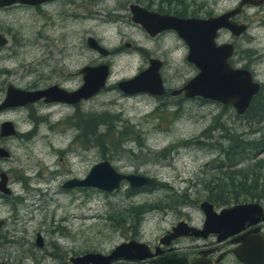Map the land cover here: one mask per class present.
<instances>
[{"label":"rangeland","instance_id":"1","mask_svg":"<svg viewBox=\"0 0 264 264\" xmlns=\"http://www.w3.org/2000/svg\"><path fill=\"white\" fill-rule=\"evenodd\" d=\"M66 1L45 3L47 17L33 16L28 7L0 9V31L8 36L0 47V98L8 82L29 89L54 83L74 89L82 83L81 66L99 62L110 66L105 86L76 104L38 99L0 113V121L9 118L22 131L6 135L9 154L0 160L12 190L6 197L0 193V264H62L72 254L107 253L133 233L139 240L154 242L172 222L188 214L199 221L204 181L221 174L214 165L220 149L228 144L225 131L215 126L224 122L236 137L259 135L250 132L252 126L229 104L182 93L127 94L118 88L120 79L135 75L152 56L164 61L161 73L172 88L197 72L186 59L187 45L174 30L151 36L131 19L130 2L159 11L160 0ZM184 1L187 12L201 16L237 2ZM64 6L81 17L57 16ZM88 35L110 52L103 55L89 47ZM235 43L238 63L256 51L252 66L256 78L264 80V17L252 22ZM103 111L110 113L112 127L107 129L108 124L98 120L94 133L89 129L77 135L79 126L91 125L92 114ZM235 155L241 159L234 157L238 163L231 170L251 166L264 157V151L252 158L249 149ZM104 158L120 171L155 177L159 184L134 191L127 181L110 191L63 187L65 180L85 176L94 162ZM256 165L262 181L264 170ZM241 174L250 175L246 170ZM259 183L253 190L257 193L264 191ZM36 233L41 234L43 246L34 244ZM3 239L10 241L4 244ZM22 253L26 256L20 259Z\"/></svg>","mask_w":264,"mask_h":264},{"label":"water","instance_id":"2","mask_svg":"<svg viewBox=\"0 0 264 264\" xmlns=\"http://www.w3.org/2000/svg\"><path fill=\"white\" fill-rule=\"evenodd\" d=\"M45 0H0V6L11 3H39ZM247 0H241L240 6ZM240 6L234 7L217 15L179 16L171 13H160L150 10L137 3H129L131 19L139 23L149 35L154 36L167 29L174 30L187 45L186 59L194 64L197 72L191 76L181 87L171 90V94L182 93L183 96H200L232 105L237 112H242L250 103L252 97L259 91L261 82L254 79L251 71L244 66L232 65L228 57L233 53L232 42L217 43L216 36L219 29L226 28L235 35L245 31L247 25L230 18L236 14ZM87 44L103 55L110 50L88 35ZM7 43V37L0 32V45ZM162 59L152 56L148 65L129 78L120 79L117 86L124 93L147 92L153 95H163L166 91L160 73ZM82 74V83L74 88L67 89L57 83L44 88H22L10 83L6 87L5 97L0 108L11 105H24L43 99L45 102L62 101L76 103L81 99L91 97L105 86L110 66L107 62L85 64L78 70ZM13 123L4 120L1 124V134H14ZM8 151L0 147V155H7ZM125 180L132 187L151 184L153 177L138 173H123L118 171L107 159L94 162L83 177H71L63 182V186H91L105 191L118 188ZM7 174L0 173V190L9 192L6 186ZM199 207L205 214L201 228L187 224L180 220L173 225L172 236L187 233L189 230L196 235H205L208 232L219 231L220 236L239 231L244 221L255 222L261 213V205L257 201L234 203L223 207L219 213L214 211L213 203L207 199L199 202ZM256 235H249L254 239ZM167 235L163 234L159 242L166 243ZM42 236L37 234L39 245ZM254 244L251 243V246ZM151 254L149 245L136 238H130L117 243L109 252L86 251L69 256L73 264H108L112 259L124 256L125 258H143ZM253 262V261H252ZM255 263V262H253ZM152 264H188L186 256L171 253L153 261Z\"/></svg>","mask_w":264,"mask_h":264},{"label":"flooded vegetation","instance_id":"3","mask_svg":"<svg viewBox=\"0 0 264 264\" xmlns=\"http://www.w3.org/2000/svg\"><path fill=\"white\" fill-rule=\"evenodd\" d=\"M51 1H53V0H45V1H42L39 3H34V4L16 2V3H11L8 5L0 6V9L10 10L11 8H15V7H26V8L28 7V8L33 9L32 10V13H34L33 16L43 15L44 17H47V16H49L47 14L48 9L45 10L46 8H44L43 5L45 3L51 2ZM64 1H66V0H64ZM160 2H161V0H160ZM240 2H241V0H237V2L234 5L225 7L222 10L221 9L216 10L215 14L213 13V14H208V15H217V14L223 13L227 10L234 8V7L240 6ZM134 3H137V2H134ZM140 5L144 6L143 4H140ZM263 6H264V0H247V1H245L240 6L239 11L236 14L230 16L231 19L236 20L237 22H244L247 25L245 31H243L239 35H235V34L231 33V31L229 29L221 28V29H219L218 34L216 36L217 43H224V42H232L233 43L234 50H233V53L228 57L229 62L232 65L244 66V67L248 68L251 71L253 78L256 80H258L256 78V71H255L254 67L252 66V63H253L252 62V55L255 54L256 51H255V53L253 52L251 54V56L249 54L244 55L245 56L244 59H246V60L243 63H241V62L238 63L237 61L239 60V58H234L235 57L234 51H235V46H236L235 38L242 35L244 32L248 31V29H250V27H251V23L254 22L255 20L257 22H262L263 17H264ZM144 7H146V6H144ZM63 8H64L63 10H59L57 12V16L64 17V19H66L67 17H81V15H77V14H75V12L69 13L66 10L65 6ZM252 9H253V12H248V10L250 11ZM150 10H152V9H150ZM158 12L163 13L161 11H158ZM191 15H193V14H191ZM208 15H205V16H208ZM242 15H243V18H240ZM197 16H201V15H197ZM0 32H2V31H0ZM2 33H4V32H2ZM226 33L229 34L228 37H227V35L225 36ZM6 37H7V42H8V36L6 35ZM1 46H3V45H0V47ZM248 52H252V48H248ZM163 64H164V61L162 60V65ZM160 73H161V67H160ZM161 76H162V80H163V83H164L165 88H166V91L163 95H165L167 93L171 94V90L181 87L186 82L185 81L184 83H182L181 85H179L176 88H172V87L166 85V82L163 78L162 73H161ZM258 81H260V80H258ZM260 82H261L260 89L262 87L264 88V80H262ZM10 83H12V82H8L6 84V87ZM14 85H16V84H14ZM16 86H18V85H16ZM6 87H5V91H6ZM18 87H20V86H18ZM179 94H181V93H176V94H172V95H179ZM4 97H5V93H4V96L0 98V103L3 101ZM184 97H186V96H184ZM193 97H199V98L207 99V100L209 99V98H203L200 96H193ZM187 98H191V97H187ZM81 100H83V99H81ZM211 100H213V99H211ZM80 101H78V102H80ZM76 103H73V104H76ZM219 103H221V102H219ZM67 104H70V103H67ZM19 106H22V105H11V106L2 107V108H0V113L3 112L4 110L12 109V108L19 107ZM30 113H31V111H30ZM31 118L34 119L33 116H31ZM4 120H8V121H11L13 123V126H14L15 131H16L14 134H17V131L19 133H22V131L18 130V128L15 126L14 122L12 120H10L9 118H6V119H3L0 121V131H1V124ZM79 127H80L79 131H81L83 128H82V126H79ZM201 133H203V132H201ZM7 137L8 136L0 133V147L5 148L9 154V150L6 147V141H5V139ZM170 148L171 147H169V149ZM1 156H5V155H0V160L2 158ZM2 171H4L7 174L6 186L9 188L10 187L9 183L11 181V179H9V174L6 170H4L0 166V173ZM118 171H120V170H118ZM120 172H123V171H120ZM123 173H129V172H123ZM153 178H154L153 184L158 183L156 181V178L155 177H153ZM124 181L125 180H123L122 182H124ZM142 186L143 185H141L140 187H142ZM0 193H1V195L6 197L7 195L12 193V190L10 188H9V192H5V191L0 190ZM202 199H205V198H202ZM202 199H200V201ZM200 201H198V204ZM249 201L259 202V204L261 205V213L259 214L258 219L255 222H250L248 220L244 221L243 226L239 231L230 233V234L223 236V237L220 236L219 231H214V232L210 231L205 235H201V234L196 235V234L191 233L190 230L187 233H182L179 235L172 236L170 233L173 231L172 227H173V225H175L180 220L186 221L187 224L195 226L197 228H201L203 226V223L205 220V214H204L203 210L199 207V209L201 210L200 211L201 217L199 218V221H192V219H191L192 217L188 214V217H180V218L176 219L174 222H172L169 225V227L166 228L158 236V238L154 242L145 241L149 245V250L151 251L150 255L143 257V258H131V259L125 258L124 256H121V257L112 259L108 264H152L154 260L159 259L160 257L167 255V254H171V253H177L178 255L186 256V258L188 259V264H264V191H262L260 193L259 198L257 200L251 199V200H247V201L232 202V203H228V204H219V203H215L212 201L211 202L213 203L214 211L219 213L223 207H228L234 203L249 202ZM0 222H2V220H0ZM163 234L167 235L166 239L168 241L166 243L159 242V238ZM135 235L136 234L133 233L132 237L126 238L125 240H128L130 238H137ZM249 235L250 236L256 235V236L254 239H249L248 238ZM8 241H10V240H7V239L4 240L3 239L4 244L7 243ZM41 242H42L41 245H39L37 243V233H36L34 244H37L38 246H43V244H44L43 238H41ZM251 243H253L254 245L251 246ZM23 256H26V255L22 253V255H20V259H23L24 258ZM69 256L67 259L62 260L61 263L62 264L70 263ZM252 261L255 263H253ZM2 264H5V262H2Z\"/></svg>","mask_w":264,"mask_h":264},{"label":"trees","instance_id":"4","mask_svg":"<svg viewBox=\"0 0 264 264\" xmlns=\"http://www.w3.org/2000/svg\"><path fill=\"white\" fill-rule=\"evenodd\" d=\"M180 5V6H177ZM182 5V6H181ZM187 4L184 0H161L158 6L159 11H171V8L174 10L173 13L179 14V15H189V14H196V12L189 13L186 11ZM182 7H184V10H182ZM224 106H227L224 104ZM246 118L247 123H249L250 132L258 133L259 135L257 137L250 138L246 137H239V135L236 137V135L233 136L232 132H228V128L224 124V122H219V125H216V128H221L222 131H225L223 134L228 136L226 137L228 139V144L225 145L226 148L220 149L218 153V157H220V160H218V164L214 165V168L220 169L219 177L214 178H208L204 181V188H206V191L204 193V198L215 202L219 204H228L232 202H239V201H247L251 199L257 200L259 198L260 193H257L254 190V188L258 187L259 181L263 184L262 189L264 188V180H260L262 178V171L259 173L255 171L257 165H259L261 170H264V157L258 158V160H254V162L250 165L244 164L237 166L236 169L231 170V166L236 165L238 162L234 161L236 160L234 157L241 159V157H238V155H235L237 153L245 152L247 149L250 151L251 158L257 155V152H259L261 149L264 151V88L262 87L254 96L253 102L249 110L244 113L242 116ZM110 113L108 111H103L99 113L98 115L92 114L91 119L92 123L91 125H86L77 135L86 134L87 130H91L92 133L96 130V124L98 123V120L101 122L107 123V129L112 127V123L110 121ZM263 122V123H261ZM96 123V124H95ZM219 126V127H218ZM108 131V130H106ZM105 131V132H106ZM119 132H123L118 130ZM104 131L101 133L99 132L98 135H102L105 133ZM84 134V135H85ZM95 138V136H94ZM183 143H187V141H183ZM222 155V157H221ZM223 158V159H221ZM217 162V161H216ZM229 167L228 170L225 169L226 166ZM250 166V167H249ZM222 167H224L222 169ZM248 171L250 175H244L241 174L242 171ZM256 172V173H255ZM159 184V183H155ZM152 185H154L152 183ZM151 184L143 185L140 188H132L131 191L139 190V189H146L153 187ZM260 188V185H259ZM134 212L137 214L138 211L134 210Z\"/></svg>","mask_w":264,"mask_h":264},{"label":"bare ground","instance_id":"5","mask_svg":"<svg viewBox=\"0 0 264 264\" xmlns=\"http://www.w3.org/2000/svg\"><path fill=\"white\" fill-rule=\"evenodd\" d=\"M137 4H139V3H137ZM140 5V4H139ZM142 6V5H141ZM154 11H156V10H154ZM158 12V11H157ZM164 13V12H163ZM171 14H173V13H171ZM175 15H179V14H175ZM179 16H184V15H179ZM99 42V41H98ZM100 43V42H99ZM90 47V46H89ZM136 93H138V92H136ZM133 94V93H132ZM253 98L254 97H252V99H251V101H250V103L248 104V106L246 107V109L244 110V111H242V112H237V111H235L236 112V114L238 115V116H243L244 115V113H246L248 110H249V108L251 107V105H252V102H253ZM70 104H73V103H70ZM260 151H263L262 149L260 150ZM126 183V182H125ZM63 187H65V186H63ZM131 188H135V189H137V188H139L140 186H137V187H132V186H130ZM10 188V187H9ZM11 189V188H10ZM139 190H141V189H139ZM41 235V234H40Z\"/></svg>","mask_w":264,"mask_h":264}]
</instances>
